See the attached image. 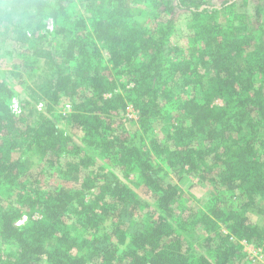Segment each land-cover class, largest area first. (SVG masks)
Returning a JSON list of instances; mask_svg holds the SVG:
<instances>
[{
    "label": "trees",
    "instance_id": "1",
    "mask_svg": "<svg viewBox=\"0 0 264 264\" xmlns=\"http://www.w3.org/2000/svg\"><path fill=\"white\" fill-rule=\"evenodd\" d=\"M262 1L0 0V264L248 263ZM26 78L43 113L13 110ZM186 176L209 189L200 208Z\"/></svg>",
    "mask_w": 264,
    "mask_h": 264
},
{
    "label": "rangeland",
    "instance_id": "2",
    "mask_svg": "<svg viewBox=\"0 0 264 264\" xmlns=\"http://www.w3.org/2000/svg\"><path fill=\"white\" fill-rule=\"evenodd\" d=\"M248 5V3H247ZM247 5L245 7H247ZM254 5L255 2L252 1L249 5V12H251V14L253 15L254 12ZM262 9H263V14H264V1H262ZM153 15L150 12H144L142 11V13L136 15L137 19L140 22H146L154 17H152ZM264 17V16H263ZM27 79V80H26ZM26 85L24 86H17L18 92L20 93V96L22 97V102L17 98H15L19 104V108L22 110L23 108L26 111L29 110H34L35 114H39V113H43L44 107L41 104V102L38 101V97L35 95H33L32 91H30L27 86L31 85L33 86V81L29 80V78H26ZM67 110H69V106L67 104H65V102H61L58 106L55 107L53 113H51V115L53 117L56 116V118H59L60 115H62L63 113H65ZM45 111V110H44ZM49 115V112L46 113ZM55 114V116L53 115ZM134 118H136V115L134 114L133 110H130V114H129V121H128V125L130 128L135 129L137 127V122L134 120ZM195 180L191 177V176H186L182 181H180V186L183 188V190L185 191L187 196H193L192 200H191V204L195 207V208H200V206H202L203 204L201 202H203L205 200V198L208 196L209 193V189L207 187H203L201 185H198L194 182ZM136 193L139 195L140 198H142L143 200H149L150 202H152L149 198V196L142 191L141 189H136L135 190ZM198 199L200 200V203H197L194 199ZM260 207L263 210V213H259V212H250V217L252 218V220L254 222H256L257 224L260 225H264V198L260 200ZM125 226L128 225L127 221L125 223H121V226ZM196 242L197 238H196ZM257 250H261V252L254 258V260L252 261V254L251 252L247 249V258H248V263L247 264H262V261L259 259L260 255H264V246H258L256 247ZM251 256V258H250Z\"/></svg>",
    "mask_w": 264,
    "mask_h": 264
},
{
    "label": "built area",
    "instance_id": "3",
    "mask_svg": "<svg viewBox=\"0 0 264 264\" xmlns=\"http://www.w3.org/2000/svg\"><path fill=\"white\" fill-rule=\"evenodd\" d=\"M53 28H54V26H53V22L51 21V20H49L48 21V29L50 30V31H53ZM12 107H13V110L16 112V113H20L21 112V109L19 108V104H18V102H17V100L16 99H14L13 100V105H12ZM26 219V217H24V220ZM23 222V220H21L20 222H19V224L20 223H22ZM248 246H250V245H247V247ZM253 246V245H252ZM261 252V250H257L255 247H254V249L251 251V256L252 257H256L259 253ZM259 259L262 261V264H264V255H260V257H259Z\"/></svg>",
    "mask_w": 264,
    "mask_h": 264
},
{
    "label": "crops",
    "instance_id": "4",
    "mask_svg": "<svg viewBox=\"0 0 264 264\" xmlns=\"http://www.w3.org/2000/svg\"><path fill=\"white\" fill-rule=\"evenodd\" d=\"M252 2V1H251ZM250 2V3H251ZM246 249H248L250 252L254 249V246H252V245H250V246H248Z\"/></svg>",
    "mask_w": 264,
    "mask_h": 264
}]
</instances>
